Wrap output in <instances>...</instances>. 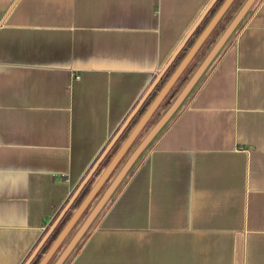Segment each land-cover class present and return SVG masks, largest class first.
I'll list each match as a JSON object with an SVG mask.
<instances>
[{"label": "crops", "instance_id": "1", "mask_svg": "<svg viewBox=\"0 0 264 264\" xmlns=\"http://www.w3.org/2000/svg\"><path fill=\"white\" fill-rule=\"evenodd\" d=\"M212 2L0 0V264L30 263ZM243 17L62 264H264V0Z\"/></svg>", "mask_w": 264, "mask_h": 264}, {"label": "water", "instance_id": "2", "mask_svg": "<svg viewBox=\"0 0 264 264\" xmlns=\"http://www.w3.org/2000/svg\"><path fill=\"white\" fill-rule=\"evenodd\" d=\"M253 1L254 0H244V2L241 4V6L238 8L236 13L233 15V17L229 21V23L226 25V27L223 29L221 34L215 40L211 48L208 50L206 55L203 57L201 62L198 64L197 68L193 71V73L190 75L186 83L183 85V87L181 88L177 96L172 100V102L165 109V111L161 114V116L157 119V121L153 124V126L149 129V131L143 136L140 142L131 151V153L129 154L127 159L124 161V163L122 164L118 172L109 182L104 192L100 195V197L97 199L95 204L89 210V212L87 213V215L85 216L81 224L78 226L76 231L73 233L71 238L68 240L64 248L60 251V253L57 255V257L55 258L52 264H62V262L67 257V255L70 253V251L72 250V248L74 247L78 239L81 237V235L83 234V232L85 231V229L87 228L91 220L95 217V215L100 210V208L102 207V205L104 204V202L106 201L110 193L113 191V189L118 184L120 179L123 177L125 172L128 170L130 165L134 162V160L137 158L140 152L145 148L148 142L153 138V136L158 132V130L163 126V124L169 119V117L172 115L174 110L178 107L180 102L190 91L191 87L198 80V78L200 77L204 69L207 67L209 62L212 60V58L215 56V54L224 44V42L226 41L228 36L231 34V32L234 30V28L237 26V24L242 19V17L246 14V12L250 8ZM231 2L232 0H223V2L218 7V9L215 11V13L211 17L207 25L203 28V30L200 32V34L197 36V38L192 43V45L189 47V49L187 50L183 58L180 60L176 68L173 70L169 78L166 80L164 85L157 92L156 96L153 98L151 103L148 105V107L145 109L143 114L140 116L136 124L130 130V132L128 133V135L126 136L122 144L119 146V148L117 149L113 157L110 159L108 164L105 166V168L102 170L100 175L97 177V179L95 180L91 188L88 190L84 198L81 200L77 208L72 213L69 220L62 227L58 235L55 237L53 242L47 248L46 252L40 258L37 264L47 263L50 256L52 255L56 247L59 245L61 240L64 238V236L68 233L69 229L71 228L73 223L76 221V219L79 217V215L81 214L85 206L89 203V201L93 198L95 192L99 189V187L106 180V178L110 174L111 170L113 169L117 161L120 159L124 151L127 149L129 144L132 142L135 135L138 133L141 126L144 124L146 119L150 116V114L157 107L162 97L165 95L167 90L173 84L177 76L182 72L187 62L193 56L195 51L198 49V47L203 42V40L208 35V33L212 30L213 26L216 24V22L218 21L222 13L227 9V7L230 5Z\"/></svg>", "mask_w": 264, "mask_h": 264}, {"label": "rangeland", "instance_id": "3", "mask_svg": "<svg viewBox=\"0 0 264 264\" xmlns=\"http://www.w3.org/2000/svg\"><path fill=\"white\" fill-rule=\"evenodd\" d=\"M244 2V0H232L231 4L227 7V9L222 13V15L220 16V18L218 19V21L216 22V24L213 26L212 30L208 33V35L205 37V39L203 40V42L200 44V46L198 47V49L195 51V53L193 54V56L190 58V60L187 62V64L185 65V67L183 68L182 72L177 76V78L175 79V81L173 82V84L170 86V88L167 90V92L165 93V95L162 97V99L160 100L159 104L157 105V107L154 109V111L150 114V116L146 119V121L144 122V124L141 126V128L139 129L138 133L135 135V137L133 138L132 142L129 144V146L127 147V149L124 151V153L122 154V156L120 157V159L117 161V163L115 164V166L113 167V169L111 170L110 174L108 175V177L106 178V180L103 182V184L99 187V189L95 192L93 198L89 201V203L85 206V208L83 209V211L81 212V214L79 215V217L76 219V221L73 223V225L71 226V228L69 229L68 233L64 236V238L61 240V242L59 243V245L56 247V249L54 250V252L52 253V255L50 256L49 260L47 261L46 264H52L53 261L55 260V258L57 257V255L60 253V251L64 248V246L66 245V243L68 242V240L71 238V236L73 235V233L76 231V229L78 228V226L81 224V222L83 221V219L85 218V216L87 215V213L89 212V210L92 208V206L95 204V202L97 201V199L100 197V195L104 192V190L106 189L107 185L109 184V182L112 180V178L115 176V174L118 172V170L120 169V167L122 166V164L124 163V161L127 159V156L129 155V153L135 148V146L140 142V140L143 138V136L149 131V129L153 126V124L157 121V119L161 116V114L165 111V109L169 106V104L172 102V100L177 96V94L179 93V91L181 90V88L183 87V85L186 83V81L188 80V78L190 77V75L193 73V71L197 68L198 64L201 62V60L203 59V57L206 55V53L208 52V50L211 48V46L213 45V43L215 42V40L218 38V36L221 34V32L223 31V29L226 27V25L229 23V21L231 20V18L233 17V15L236 13V11L238 10V8L241 6V4ZM247 13V12H246ZM244 17H242V19L239 21V23L237 24V26L234 28V30L231 32V34L228 36V38L226 39L225 43L230 40L232 38V36L234 35V32L237 30V28L239 27L240 23L242 22ZM200 34V33H199ZM198 34V35H199ZM191 38V37H190ZM189 38V39H190ZM197 38V37H196ZM195 38V39H196ZM194 39V40H195ZM193 40V42H194ZM192 42V43H193ZM192 45V44H191ZM197 82V81H196ZM196 84H194L190 91L191 92L194 88ZM143 102V101H142ZM141 102V103H142ZM141 103L139 104V106L141 105ZM138 106V107H139ZM179 106V105H178ZM137 107V108H138ZM178 108V107H177ZM137 111V109H136ZM135 111V112H136ZM177 109L174 110V112H176ZM135 112L132 113V115L130 117H128V120L126 121V123L128 124L129 121L131 119H133L135 116ZM173 112V113H174ZM134 115V116H133ZM139 118V117H138ZM137 118V120H138ZM136 120V121H137ZM127 124L124 126V128L127 126ZM132 128V127H131ZM123 131V127L120 129L119 133L121 134V132ZM130 132V130L128 131V133ZM117 133V134H119ZM127 133V134H128ZM122 144V142H121ZM120 144V145H121ZM116 147V146H115ZM114 147V149H115ZM147 148V146H146ZM143 151H145V149ZM114 149H112L111 145L108 147V149H106V153L107 154H111L109 156H111V158L113 157V155L115 154ZM118 149V148H117ZM141 152L138 156L137 159L134 160V162L130 165V167L128 168V170L125 172V174L123 175V177L120 179V181L118 182V184L115 186V188L113 189V191L110 193V195L108 196V198L106 199V201L104 202V204L102 205V207L100 208V210L97 212V214L95 216H99V214L101 213V211L103 210V208L106 206V204L113 198V196L116 194V192L119 190V188L122 186L125 177L130 173L132 166L135 164V162L139 161V157H141V155L144 152ZM103 157V156H102ZM110 158V159H111ZM101 159V158H100ZM105 160H109V159H103V161ZM138 160V161H137ZM110 161V160H109ZM108 162V161H107ZM97 164H100L99 161L96 162V164L92 167V169H95V167L97 166ZM108 164V163H107ZM106 164V165H107ZM99 168V167H98ZM96 168V169H98ZM105 167H103L102 169H104ZM95 169V170H96ZM92 171V170H91ZM90 171V172H91ZM102 172V171H101ZM100 172V173H101ZM100 175V174H99ZM98 176V175H97ZM97 178V177H96ZM95 178V179H96ZM76 193V192H75ZM75 196V194L73 195ZM73 199V198H72ZM72 201V200H71ZM62 210V209H61ZM74 212V211H71ZM60 213L57 215L59 217ZM72 215V213H71ZM58 217H56V220H58ZM71 217V216H70ZM69 217V218H70ZM69 218L67 219V221L69 220ZM66 221V222H67ZM57 221L53 222L48 229L45 231V236L47 235V233L50 232L51 228L55 225ZM66 224V223H65ZM64 224V225H65ZM63 225V226H64ZM62 226V227H63ZM62 229V228H61ZM85 234V231H84ZM82 236L78 239V241L76 242V244L74 245V247L72 248V250L70 251L69 255L71 253H73V251L78 247L80 240ZM39 249V248H38ZM68 255V256H69ZM67 256V257H68ZM66 257V258H67Z\"/></svg>", "mask_w": 264, "mask_h": 264}, {"label": "trees", "instance_id": "4", "mask_svg": "<svg viewBox=\"0 0 264 264\" xmlns=\"http://www.w3.org/2000/svg\"><path fill=\"white\" fill-rule=\"evenodd\" d=\"M223 0H213L212 4L206 11V13L202 16L200 22L196 25L194 30L191 33V38L186 40L185 44H183L176 52L174 57L170 60V62L165 66L163 72L160 74V76L157 77V79L153 82L152 86L146 93L143 102L141 105L137 108V111L135 112V117L129 121L127 126L123 128V131L121 134H117L116 138H114L113 143L111 144L112 149L114 151L119 148L121 142L124 141L126 136L128 135V131L133 128V126L138 121L137 118L143 114L145 109L148 107V105L151 103L153 98L156 96L157 92L161 89V87L164 85L166 80L169 78L173 70L176 68L180 60L183 58L189 47L191 46L193 40L198 36V34L201 32L205 24L210 20L212 15L215 13V11L218 9V7L221 5ZM134 116V115H133ZM138 118V119H139ZM137 120V121H136ZM132 127V128H131ZM111 154L104 155L100 160L97 166L95 167L98 169H92L90 174L83 180L80 187L77 189L75 196L73 197L72 201L68 204V210L64 211V213L61 215V217L57 220L55 225L51 228L50 232L45 236L43 241L41 242L39 249L36 251V253L33 255V258L31 259L29 264H37L40 260L41 256L46 252L47 248L50 246V244L53 242L55 237L60 232L62 226L66 223L67 219L71 216V211H74L81 200L84 198L88 190L91 188L92 183L94 182V179L97 177V175L100 174V172L103 170L102 168L106 166V164L109 162ZM109 159L103 161V159ZM108 161V162H107Z\"/></svg>", "mask_w": 264, "mask_h": 264}]
</instances>
